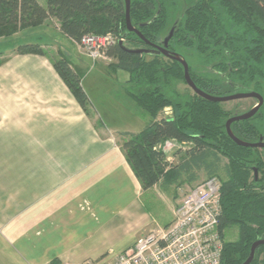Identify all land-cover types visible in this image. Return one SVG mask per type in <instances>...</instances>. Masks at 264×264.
Returning a JSON list of instances; mask_svg holds the SVG:
<instances>
[{
	"label": "trees",
	"instance_id": "1",
	"mask_svg": "<svg viewBox=\"0 0 264 264\" xmlns=\"http://www.w3.org/2000/svg\"><path fill=\"white\" fill-rule=\"evenodd\" d=\"M129 16L133 28L151 44L161 45L174 26L168 49L192 50L199 58V70L189 67V74L206 94H260L263 104L258 112L248 120L233 122L230 128L246 143L264 141V0H130ZM48 19H54L60 33L73 43L85 35L114 36L105 55L115 61L111 67L128 74L131 87L140 88L137 93L125 91L150 117L140 132L122 134L125 140L120 148L127 164L143 190L160 181L191 184L202 171L206 179L217 177L221 264L244 263L251 245L264 239V149L241 147L228 137L226 121L241 114L240 110H225L222 103L195 94L182 101L167 97L163 91L172 81L185 83L183 69L162 55L124 51L123 47L150 48L128 32L124 0H45V6L37 0H0V39L38 28ZM15 52L45 56L39 44L20 45ZM52 67L86 113L89 103L80 74L65 57ZM165 109L170 114L159 118ZM168 142L175 145L176 163L169 161L164 150ZM233 226L237 239L225 241L224 231ZM250 264H264V245L255 250Z\"/></svg>",
	"mask_w": 264,
	"mask_h": 264
},
{
	"label": "crops",
	"instance_id": "2",
	"mask_svg": "<svg viewBox=\"0 0 264 264\" xmlns=\"http://www.w3.org/2000/svg\"><path fill=\"white\" fill-rule=\"evenodd\" d=\"M52 26L73 43L54 19L37 28L45 41ZM26 40L47 47L41 37ZM14 45L0 65V264L112 261L161 228L143 197L166 194L172 184L143 190L120 148L123 133L137 132L101 127L45 56L19 55ZM107 73L127 88V73ZM173 152L168 159L176 163Z\"/></svg>",
	"mask_w": 264,
	"mask_h": 264
},
{
	"label": "rangeland",
	"instance_id": "3",
	"mask_svg": "<svg viewBox=\"0 0 264 264\" xmlns=\"http://www.w3.org/2000/svg\"><path fill=\"white\" fill-rule=\"evenodd\" d=\"M41 6H45V0H37ZM46 30L37 28L30 31L20 32L19 35L7 39H0V60L5 58L6 55L12 53L8 49L16 45H22L27 43L26 39H32L36 41L37 37H41L45 41ZM49 38L46 40L47 47L43 48L45 58L51 62V64L62 57H65L73 70L77 71L81 76V86L88 98L87 112H92L96 116L99 125L101 127H109L130 132H140L142 127L149 117L141 109H139L132 99L124 94L125 88L118 81V76L109 75L107 72L111 70L116 71L111 65L115 62L105 56L100 58L96 62L85 57L82 50L77 46V43H71L64 39H58L56 33V27L50 28ZM42 35V36H41ZM44 36V37H43ZM53 36L55 38H53ZM39 43V41H36ZM13 45V46H12ZM12 46V47H11ZM2 53V54H1ZM176 53L186 60L192 70L198 71L199 64H201L199 58L193 53L192 50L177 48ZM150 59V57H147ZM2 59V61H3ZM208 73V69L204 71ZM128 75V74H127ZM126 78V77H125ZM126 89H130L131 92H139L140 88L131 87L129 84ZM165 95L174 100H186L193 93L189 87L182 80H174L171 85L164 89ZM238 93H247L246 91H240ZM253 99H243L239 101H230L222 103L225 110L235 109L237 107L241 114L248 108L255 105ZM170 114L169 109H165L160 113L159 118L168 116ZM165 146V145H164ZM172 148L170 151L173 152ZM169 151V152H170ZM264 158V152L262 153ZM199 179L193 184H181L176 186L175 184L168 188L166 194H162L157 189V195L153 199L147 197L146 194L143 197V202L147 208V211L152 215L156 222L164 227L172 221V214L176 211L177 206L184 197V195L193 188L196 184L206 180L204 171L198 173ZM151 194V193H149ZM238 237L237 227L233 226L224 231L225 241H235Z\"/></svg>",
	"mask_w": 264,
	"mask_h": 264
},
{
	"label": "built area",
	"instance_id": "4",
	"mask_svg": "<svg viewBox=\"0 0 264 264\" xmlns=\"http://www.w3.org/2000/svg\"><path fill=\"white\" fill-rule=\"evenodd\" d=\"M114 41L111 34H92L83 36L77 46L96 62L105 58L106 49ZM174 147L168 142L164 150ZM220 213V181L211 177L184 195L167 227L139 236L132 248L101 264H221Z\"/></svg>",
	"mask_w": 264,
	"mask_h": 264
},
{
	"label": "water",
	"instance_id": "5",
	"mask_svg": "<svg viewBox=\"0 0 264 264\" xmlns=\"http://www.w3.org/2000/svg\"><path fill=\"white\" fill-rule=\"evenodd\" d=\"M124 4H125V22H126V27H127L128 32L135 33L140 38V40L142 42L151 46L150 49H143V48H141V49H129V48L123 47L124 51L131 53V54L162 55V56L167 57L168 59H170L172 61L178 62L183 69V76H184V81H185L186 85L189 87V89L195 95H197L198 97H200V98H202L208 102L225 103V102H230V101H239V100H243V99H254L257 102V105H255L252 109H250L249 111H247L245 113L235 115V116L229 118L226 121L225 129H226V133H227L228 137L236 145L241 146V147H245V148L264 149V142H263L262 138H260L257 143H253V144L246 143L244 141L239 140L237 137H235L233 135V133L231 132V128H230V126L233 122L244 121V120H248V119L252 118L258 112V110L260 109V107L263 104L262 96L256 92H248V93L232 94L229 96L216 97V96H211V95L206 94L205 92L201 91L199 88L196 87V85L194 84V82L192 81V79L190 77L187 62L183 58H181L177 53H173V52L169 53V51L167 50L168 42L172 38V35L174 32V26L171 27L167 36L164 37L161 45H155V44L153 45V44L149 43L147 40H145V38L136 29H134L133 26L131 25L130 16H129L130 0H124ZM261 245H264V239L255 241L251 245L248 258L242 264H250L253 260L255 250Z\"/></svg>",
	"mask_w": 264,
	"mask_h": 264
},
{
	"label": "flooded vegetation",
	"instance_id": "6",
	"mask_svg": "<svg viewBox=\"0 0 264 264\" xmlns=\"http://www.w3.org/2000/svg\"><path fill=\"white\" fill-rule=\"evenodd\" d=\"M162 41H163V40H162ZM162 41H161V42H162ZM161 44H162V43H161ZM153 45H154V44H153ZM155 45H160V44H155ZM150 48H151V46H150ZM150 48H149V49H150ZM167 50L169 51V53H172V52H173V53H176V51H173V50L168 49V46H167ZM166 58H167V57H166ZM185 61H186V60H185ZM187 64H188V63H187ZM188 68H189V64H188ZM192 93H193V92H192ZM193 94H194V93H193ZM253 100H254V99H253ZM256 103H257V102H256ZM256 105H257V104H256ZM263 142H264V141H263Z\"/></svg>",
	"mask_w": 264,
	"mask_h": 264
}]
</instances>
